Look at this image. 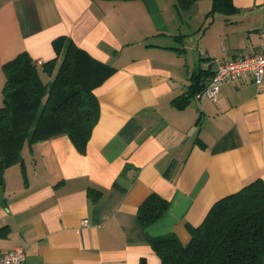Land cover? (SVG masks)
I'll list each match as a JSON object with an SVG mask.
<instances>
[{
	"label": "crops",
	"instance_id": "obj_1",
	"mask_svg": "<svg viewBox=\"0 0 264 264\" xmlns=\"http://www.w3.org/2000/svg\"><path fill=\"white\" fill-rule=\"evenodd\" d=\"M212 1L0 0V96L2 65L23 51L40 65L60 35L115 68L94 88L83 152L66 134L26 142L2 172L0 252L25 245L24 264H161L148 237L186 244L216 200L264 179V90L246 73L214 99L192 86L200 68L206 84L216 60L258 50L264 0ZM151 192L169 207L143 228Z\"/></svg>",
	"mask_w": 264,
	"mask_h": 264
},
{
	"label": "trees",
	"instance_id": "obj_2",
	"mask_svg": "<svg viewBox=\"0 0 264 264\" xmlns=\"http://www.w3.org/2000/svg\"><path fill=\"white\" fill-rule=\"evenodd\" d=\"M196 1L176 0V5L187 8ZM212 4L218 10L232 6L231 0H213ZM52 45L55 56L40 65L25 51L2 65L0 178L6 167L21 161L26 142L31 145L66 134L83 152L98 120L94 88L115 68L92 57L65 35L54 38ZM206 70L200 68L194 75V91L200 92L207 84L199 79ZM41 73L49 78L44 80ZM168 207L169 200L151 192L138 206L140 225L145 228L157 221ZM188 229L186 244L171 234L148 237L161 264H264V179L255 177L219 198L203 221Z\"/></svg>",
	"mask_w": 264,
	"mask_h": 264
},
{
	"label": "built area",
	"instance_id": "obj_3",
	"mask_svg": "<svg viewBox=\"0 0 264 264\" xmlns=\"http://www.w3.org/2000/svg\"><path fill=\"white\" fill-rule=\"evenodd\" d=\"M261 42L254 53H240L232 57L216 60L217 67L204 88L197 93L198 98L214 99L224 82L236 80L243 73L250 75L260 90H264V26L260 29ZM25 245L0 252V264H24Z\"/></svg>",
	"mask_w": 264,
	"mask_h": 264
},
{
	"label": "rangeland",
	"instance_id": "obj_4",
	"mask_svg": "<svg viewBox=\"0 0 264 264\" xmlns=\"http://www.w3.org/2000/svg\"><path fill=\"white\" fill-rule=\"evenodd\" d=\"M0 105H3V98H2V96H0Z\"/></svg>",
	"mask_w": 264,
	"mask_h": 264
}]
</instances>
